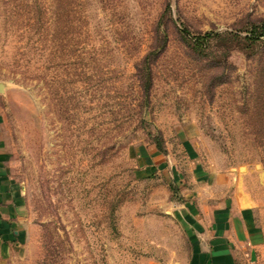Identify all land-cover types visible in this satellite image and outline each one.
<instances>
[{"label":"rangeland","instance_id":"rangeland-1","mask_svg":"<svg viewBox=\"0 0 264 264\" xmlns=\"http://www.w3.org/2000/svg\"><path fill=\"white\" fill-rule=\"evenodd\" d=\"M263 20L264 0H0L23 190L0 264H186L179 214L208 180L264 239V46L240 38Z\"/></svg>","mask_w":264,"mask_h":264},{"label":"crops","instance_id":"crops-1","mask_svg":"<svg viewBox=\"0 0 264 264\" xmlns=\"http://www.w3.org/2000/svg\"><path fill=\"white\" fill-rule=\"evenodd\" d=\"M0 97V234L4 235L23 213V190L16 177V155L8 139L7 120ZM199 177L204 181L206 177ZM195 182L186 194L179 216L189 233L186 264H245L257 262L264 239L248 205L232 198L203 195L212 182ZM204 183V185H202ZM189 198H188V196ZM203 195V196H202ZM14 234L17 233L13 230Z\"/></svg>","mask_w":264,"mask_h":264},{"label":"trees","instance_id":"trees-1","mask_svg":"<svg viewBox=\"0 0 264 264\" xmlns=\"http://www.w3.org/2000/svg\"><path fill=\"white\" fill-rule=\"evenodd\" d=\"M247 31V34L240 38H242L243 41L248 43V46L250 45V47H252L255 43H260V45L264 46V20L258 23L251 24ZM212 35L219 36L218 33H206L202 36L203 41L208 40V38ZM194 44L196 46H201V43L199 44V42H194ZM163 46L164 41H161L159 46L158 44H156L154 47H152V49L144 55L139 66H137L138 73L140 72L141 82L145 96H147L151 85V63L158 56L161 51L160 49ZM156 146L158 147V149L163 150V146L161 145L160 140L158 138L156 139Z\"/></svg>","mask_w":264,"mask_h":264},{"label":"built area","instance_id":"built-area-1","mask_svg":"<svg viewBox=\"0 0 264 264\" xmlns=\"http://www.w3.org/2000/svg\"><path fill=\"white\" fill-rule=\"evenodd\" d=\"M245 264H257V262H255V261H248L247 263H245Z\"/></svg>","mask_w":264,"mask_h":264},{"label":"water","instance_id":"water-1","mask_svg":"<svg viewBox=\"0 0 264 264\" xmlns=\"http://www.w3.org/2000/svg\"><path fill=\"white\" fill-rule=\"evenodd\" d=\"M0 92H3V85L0 83Z\"/></svg>","mask_w":264,"mask_h":264}]
</instances>
